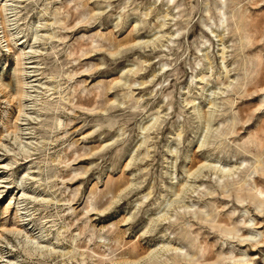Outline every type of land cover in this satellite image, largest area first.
Listing matches in <instances>:
<instances>
[{
	"label": "rangeland",
	"instance_id": "obj_1",
	"mask_svg": "<svg viewBox=\"0 0 264 264\" xmlns=\"http://www.w3.org/2000/svg\"><path fill=\"white\" fill-rule=\"evenodd\" d=\"M0 264H264V0H0Z\"/></svg>",
	"mask_w": 264,
	"mask_h": 264
},
{
	"label": "bare ground",
	"instance_id": "obj_2",
	"mask_svg": "<svg viewBox=\"0 0 264 264\" xmlns=\"http://www.w3.org/2000/svg\"><path fill=\"white\" fill-rule=\"evenodd\" d=\"M7 6L5 5L4 8H6ZM3 8V9H4ZM7 10V9H5ZM12 21V20H11ZM12 40V39H11ZM13 41V40H12ZM30 51L29 52H25V50L23 49H19L18 52H15V56H16V61H17V66L18 69L15 71V77L16 78V82H15V89H16V96L22 101L21 103V110L22 108L25 109L27 108V105H24L25 100H27V98L31 97L30 93L28 92L30 88V82L29 79L31 78L30 76V72L29 70L32 69V67H27V65L31 64V62H28L29 55H30ZM30 61V60H29ZM20 75V76H18ZM33 82V81H32ZM33 85V84H32ZM34 86V85H33ZM30 94V95H29ZM15 96V97H16ZM29 100V99H28ZM31 100V99H30ZM24 111V110H23ZM22 111V112H23ZM28 111V110H27ZM24 113V112H23ZM23 113H22V117H23ZM25 115V114H24ZM18 131H22V129H18ZM21 142V141H20ZM255 200V199H254ZM257 202L259 203L260 201L257 200ZM20 214V213H19ZM22 214V213H21ZM20 219H23L22 217H20ZM18 231V230H17ZM16 232V231H15ZM19 234V233H17Z\"/></svg>",
	"mask_w": 264,
	"mask_h": 264
}]
</instances>
